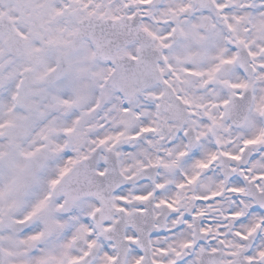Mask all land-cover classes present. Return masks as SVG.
<instances>
[{"label": "snow or ice", "instance_id": "snow-or-ice-1", "mask_svg": "<svg viewBox=\"0 0 264 264\" xmlns=\"http://www.w3.org/2000/svg\"><path fill=\"white\" fill-rule=\"evenodd\" d=\"M0 264H264V0H0Z\"/></svg>", "mask_w": 264, "mask_h": 264}]
</instances>
